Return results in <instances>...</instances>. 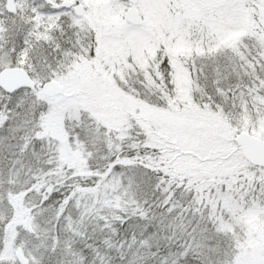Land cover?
Masks as SVG:
<instances>
[{
    "label": "snow or ice",
    "instance_id": "6c2138e0",
    "mask_svg": "<svg viewBox=\"0 0 264 264\" xmlns=\"http://www.w3.org/2000/svg\"><path fill=\"white\" fill-rule=\"evenodd\" d=\"M0 264H264V0H0Z\"/></svg>",
    "mask_w": 264,
    "mask_h": 264
}]
</instances>
